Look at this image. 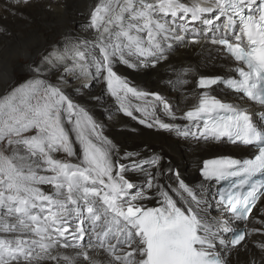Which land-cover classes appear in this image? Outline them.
<instances>
[{
	"label": "snow or ice",
	"instance_id": "1",
	"mask_svg": "<svg viewBox=\"0 0 264 264\" xmlns=\"http://www.w3.org/2000/svg\"><path fill=\"white\" fill-rule=\"evenodd\" d=\"M84 28L93 35L32 61L28 78L0 102V140L12 146L11 155L0 152V264H264V242L246 239L264 232L247 227L254 208L264 215V179H256L264 177V0H100ZM178 49L232 65L223 75H198V103L182 117L167 97L120 74L168 64V83L186 86L194 69L171 65ZM95 83L130 117L127 102L137 99L146 117L162 111L188 122L156 118L148 127L250 147L253 157L205 160L192 187L178 170L161 168V155L121 156L74 100Z\"/></svg>",
	"mask_w": 264,
	"mask_h": 264
},
{
	"label": "bare ground",
	"instance_id": "2",
	"mask_svg": "<svg viewBox=\"0 0 264 264\" xmlns=\"http://www.w3.org/2000/svg\"><path fill=\"white\" fill-rule=\"evenodd\" d=\"M182 2H190V0H182ZM99 3L100 0H31L28 6H17L11 3V0H0V24L7 29L6 32H0V102L13 87L27 79H21L19 71H26L27 65L41 58L34 59L35 53L40 52L44 55L54 47L63 48L67 40L91 37L92 31L85 30L84 25L88 23L91 12ZM8 9L17 11L18 14L12 15ZM209 18H211L210 15ZM206 57L210 60L207 51L201 54L198 49L192 51L178 49L173 53L170 63L174 68L191 66L194 69V72L187 77L191 83L182 87L168 83L169 80L175 79L168 64L139 71L121 67L120 74L127 77L140 90L159 92L167 97L173 105L182 110L177 111L175 115L182 117L183 112L191 109L198 102L196 98L200 91L196 87L198 75H223L232 67L231 64H224L221 61L213 66ZM21 59L25 61L22 62ZM29 60L32 61L29 62ZM20 66L22 68H19ZM20 79L22 81L17 82ZM103 91L104 97L101 95ZM186 95L190 96L187 100ZM217 95L226 102H232L233 94L225 92L224 89H221ZM74 100L90 110L103 126L104 135L119 147L121 156L124 153L139 152L140 159L147 160L153 154L161 155V168L166 171L171 166L174 171L178 170L180 178L192 187L197 186L201 181L198 169L203 159L226 154L238 157L249 150L248 147L233 145L226 141L204 142L201 140L197 143L192 138L185 139L178 136L174 131L168 132L155 126L148 127V124L155 123L156 118L162 122L177 123L181 126L188 122L182 118L173 120L162 111H157L154 117H146L143 112L135 110L144 104V101L137 99H130L127 102L131 105L130 110L133 111V116L130 117L122 110H118L117 101L110 97L106 85L102 83H95L84 94L77 93ZM141 119L146 122L141 124ZM164 182L169 183V181ZM42 187L47 190V186ZM153 205L149 203L148 206ZM258 207H264V205H258ZM252 214L247 227L264 229V224L257 222L264 220V215H261L257 208ZM240 226L243 227L242 224ZM246 239L264 242V232L255 233ZM249 248L250 254H254V257L259 259L261 253L255 244L250 243ZM61 251L69 254L64 250ZM95 258L103 262L105 254ZM244 259V257L241 258V264Z\"/></svg>",
	"mask_w": 264,
	"mask_h": 264
},
{
	"label": "rangeland",
	"instance_id": "3",
	"mask_svg": "<svg viewBox=\"0 0 264 264\" xmlns=\"http://www.w3.org/2000/svg\"><path fill=\"white\" fill-rule=\"evenodd\" d=\"M41 55H43V53L42 54H40V52L39 53H35L34 54V56H33V58L34 59H38V58H40L41 57ZM21 61L22 62H24L25 61V59H21ZM30 61H32V60H29V62ZM28 62V61H27ZM26 62V63H27ZM28 62V63H29ZM25 65H23V67H24ZM19 68H22V66H20ZM19 75H20V78L22 79H26V78H28V75H27V72L26 71H19ZM17 80V82H21L22 80ZM21 83H23V82H21ZM102 90H103V88H102ZM102 97H104L105 96V93H104V91L102 92ZM0 152H3L5 155H11V152H12V146H10V145H8L7 144V139H4V140H0ZM59 158V157H58ZM60 158H63V156H62V154H61V156H60ZM199 184V183H198ZM214 191V190H213Z\"/></svg>",
	"mask_w": 264,
	"mask_h": 264
}]
</instances>
